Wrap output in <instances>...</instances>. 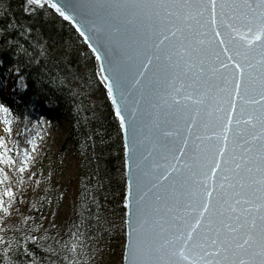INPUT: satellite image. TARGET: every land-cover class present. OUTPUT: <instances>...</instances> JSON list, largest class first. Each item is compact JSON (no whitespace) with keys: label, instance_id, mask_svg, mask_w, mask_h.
I'll use <instances>...</instances> for the list:
<instances>
[{"label":"water","instance_id":"95a60500","mask_svg":"<svg viewBox=\"0 0 264 264\" xmlns=\"http://www.w3.org/2000/svg\"><path fill=\"white\" fill-rule=\"evenodd\" d=\"M36 4L91 51L120 127L121 264H264L261 0Z\"/></svg>","mask_w":264,"mask_h":264},{"label":"trees","instance_id":"16d2710c","mask_svg":"<svg viewBox=\"0 0 264 264\" xmlns=\"http://www.w3.org/2000/svg\"><path fill=\"white\" fill-rule=\"evenodd\" d=\"M15 71L25 81L13 85L16 112L61 117L76 163L66 185L0 207V264H121L124 148L93 54L48 5L0 0V81Z\"/></svg>","mask_w":264,"mask_h":264},{"label":"rangeland","instance_id":"374dc122","mask_svg":"<svg viewBox=\"0 0 264 264\" xmlns=\"http://www.w3.org/2000/svg\"><path fill=\"white\" fill-rule=\"evenodd\" d=\"M25 88L17 71L0 81V183L5 190L0 207L11 209V200L24 205L43 189L66 185L75 163L72 145L67 143L65 122L43 108L28 121L18 114L13 85ZM6 101H5V100ZM45 107H50L47 103ZM63 200L67 199L63 196Z\"/></svg>","mask_w":264,"mask_h":264},{"label":"snow or ice","instance_id":"6c2138e0","mask_svg":"<svg viewBox=\"0 0 264 264\" xmlns=\"http://www.w3.org/2000/svg\"><path fill=\"white\" fill-rule=\"evenodd\" d=\"M39 2L40 0H36V3H39ZM54 6L58 8V5H54ZM261 8H262L261 22L259 24L258 31L251 36H248V35L243 36L244 41H246L248 44H251L253 40H259L262 37H264V0H261ZM249 32H251V29H249ZM225 51L227 52V49H225ZM237 67H239V65H237ZM110 86H111V83H110ZM0 109H3L5 112H7V109L4 108L3 105H0ZM119 114H120V110L119 108H117V115ZM121 119H123V117H121ZM190 238L191 237H189V239ZM174 240L176 242V246L179 247L181 254H183V252L186 250L187 241H183L181 243V237H175ZM193 264H197V262L194 261Z\"/></svg>","mask_w":264,"mask_h":264},{"label":"bare ground","instance_id":"6f19581e","mask_svg":"<svg viewBox=\"0 0 264 264\" xmlns=\"http://www.w3.org/2000/svg\"><path fill=\"white\" fill-rule=\"evenodd\" d=\"M5 100V99H4ZM6 101V100H5Z\"/></svg>","mask_w":264,"mask_h":264}]
</instances>
